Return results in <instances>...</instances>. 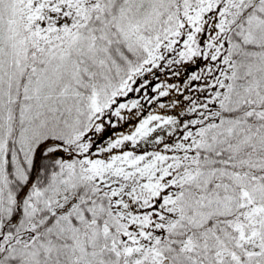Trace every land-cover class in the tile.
I'll return each instance as SVG.
<instances>
[{
    "label": "snow or ice",
    "instance_id": "6c2138e0",
    "mask_svg": "<svg viewBox=\"0 0 264 264\" xmlns=\"http://www.w3.org/2000/svg\"><path fill=\"white\" fill-rule=\"evenodd\" d=\"M0 264H264V0H0Z\"/></svg>",
    "mask_w": 264,
    "mask_h": 264
}]
</instances>
